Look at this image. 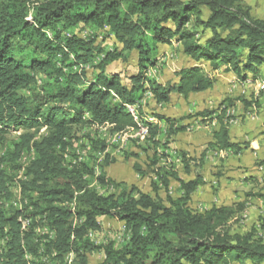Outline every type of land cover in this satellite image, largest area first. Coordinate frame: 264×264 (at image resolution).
<instances>
[{
  "label": "trees",
  "instance_id": "obj_1",
  "mask_svg": "<svg viewBox=\"0 0 264 264\" xmlns=\"http://www.w3.org/2000/svg\"><path fill=\"white\" fill-rule=\"evenodd\" d=\"M79 26L80 33L90 28L95 32L83 37L70 33ZM108 37L116 45L110 51L103 48ZM173 42L192 64L175 72L174 83L147 79L159 47ZM132 53L137 71L123 84L120 74L107 72V67L127 61ZM202 64L242 82H264V20L254 18L239 0H0V137L26 131L15 148L36 157L21 183L30 201L20 209L2 203L9 201V193L0 162V237L7 240L0 264H43L37 260L43 257L41 249L46 255L55 253L58 264H89L94 253L105 257L101 264H264V238L234 227L248 198L264 203V183L231 206L213 205L204 212L190 207L193 193L205 185L200 171L208 149L239 154L249 147L231 141L226 116L235 101L247 106L242 98L229 100L218 113L195 114L203 122L215 119L218 127L199 158L183 152L178 156L183 174L193 175L187 181L172 164H159L170 158L168 142L158 139L159 126L138 110V122L148 127L153 149L147 172L155 177V197L106 179L105 169L114 162L108 155L97 180L117 191L100 195L88 180H95L98 158L88 155L81 162L74 153L82 145L75 142V129L83 131L89 153L96 155L107 149L106 137L98 133L103 128L111 135L137 129L126 107L146 93L164 105L172 94L187 98L211 90L215 80L203 72ZM150 118L168 124L167 139L186 130L159 114ZM89 128L97 130V137L85 133ZM40 129L47 135L35 140ZM133 169L140 177L147 174L138 164ZM172 182L179 185L176 198L170 195ZM93 187L100 190L98 184ZM102 218L124 224L129 236L121 247L91 241L89 234L101 230ZM43 227L53 233L52 239L38 237ZM69 254L74 255L71 263L66 261Z\"/></svg>",
  "mask_w": 264,
  "mask_h": 264
},
{
  "label": "rangeland",
  "instance_id": "obj_2",
  "mask_svg": "<svg viewBox=\"0 0 264 264\" xmlns=\"http://www.w3.org/2000/svg\"><path fill=\"white\" fill-rule=\"evenodd\" d=\"M42 1L43 0H30V2L32 3H40ZM239 1L242 4H245L246 6L251 8V15L254 18L264 20V0H239ZM80 28L81 26H79L78 28L77 27L73 28L70 30V33L83 37L85 35L92 34L93 32H95L94 29L90 28V29H85V31L80 33L79 32ZM98 40H101V39H98ZM115 46L116 45L112 37L106 38L105 42L103 43V48L105 50L114 49ZM132 54L133 55L127 61H115L107 68L109 72L121 73L120 77L122 79L123 84H128V78L137 71L136 55L135 53H132ZM159 54H166V57L163 60H160V59L158 60L157 58L156 60L157 64L154 66V68L152 67V69L148 70V73L147 75H145V77L149 80H153L161 84H168L173 81L176 82L177 79L174 78L173 76L175 72L179 71L181 68L187 67L190 64H192V62H189L187 59H184L180 55L181 54L180 51H172V49H169L167 47L160 46ZM159 57H162V56H159ZM98 58L99 57H96L95 60H98ZM199 66L201 67L204 73L208 75L213 73L210 71L207 64H202ZM219 72H222V70ZM88 74H92V71L88 70ZM250 82H252V80L248 79L245 84H249ZM257 85L256 87L258 91H260L259 93L264 95V86H261L262 82L257 83ZM246 90L248 91L249 88H246ZM242 91H245V90L243 89L242 85L239 83L236 76H234L231 73L222 72L220 73V78L218 79V82L215 84V92L217 94L218 99L210 105L205 104L204 105L205 107L202 110L200 109L197 111H189V113L190 112L191 113L188 114L187 117L193 118L195 117V114L201 111H213V112L218 113L219 109H223L229 105L228 103L229 100L238 98V96L243 99L245 95L242 94ZM251 93H254V91H252ZM22 94H26V92H22ZM142 102L143 104L139 111L142 114L143 119L148 117V119L150 120L151 115L154 114L153 112L162 113L160 109L161 108L160 105L156 104L152 98H147L146 100L143 98ZM229 109L226 111V116L230 117L229 124H231L233 123L234 118L237 119L239 117L234 115V113L231 111V108ZM230 121L232 122L230 123ZM151 124H154V123H151ZM216 127H217V124L216 126H214V128ZM130 130L120 135L121 137L120 138L119 135H116V134L111 135L108 130L103 128L98 133L99 135L102 134L104 137H106L107 143L105 142V144L107 146V149L105 153L96 155L95 153H92V152L91 154L89 153L90 150H88L86 146L87 138L85 137L83 131L81 129H75L76 131L74 134L75 142L82 144L80 145V147L79 145L75 144L77 148H81L79 149L80 151L77 149L74 150V153L77 155V157L86 158V156L92 155L95 158L96 157L98 158L96 161V164L99 165V167L95 168V172H96L95 181L98 184V187L100 188V190H97V188L93 187V186H97V184H94L93 186L91 185L90 187L95 189L102 196H108L117 191V189L114 188L113 184H112V187L111 185L107 187H102L97 180L98 176L100 175V164L102 163L104 156L108 155L109 156L108 158L113 160L114 162L105 169L106 179L111 180L115 183H122L128 188H132V187L136 188L142 194L155 197V193L153 192V188H152V181L155 180V177L152 175V173L147 172L148 166H151L150 158L152 157L153 149L151 147V144L147 140V137H145L144 139L139 136L137 137L136 132L133 133ZM165 131H167V129H165ZM96 132L97 130L94 128H89L87 131H85L86 134H93L94 137H97L98 135L96 134ZM25 133L26 131L12 132L9 135L0 137V162L2 164L1 168L5 174V179L7 182L8 193H9V201L7 203L4 201L3 205L8 207L10 203L11 205L16 206L18 209L22 205L27 204L28 202L27 200L30 201V197L28 196V193L22 192L21 182H24L26 180L25 169L28 166H30V164L36 158L35 154L33 152H30L29 150L23 149L21 150V152H19L18 148H15V145L19 144V140L21 138L20 136H23ZM46 135H47V131L45 129H40L38 132H36L35 140H41V138H43ZM165 136L166 134L160 135L158 139L161 142H165V141L168 142L166 143V145L168 144L167 150H168V154H170L169 155L170 158L167 160L162 159L159 164L160 165L165 164V163L172 164L175 167V169H177L179 176L183 177L184 180L188 179V177L185 176L182 172V169L180 167V162L176 161V155L174 154L171 155V152L173 151L171 150V145H170L171 141L165 138ZM72 144L74 143L72 142ZM161 144H164V143H161ZM161 151L164 152L166 150L163 151V149L161 148ZM130 154H133L135 156H129ZM164 154L166 155V153ZM78 155H81L83 157L78 156ZM125 156H129L130 158H126ZM134 164H138L141 167V169L147 174L144 177H140L133 169ZM210 173L212 174V171ZM218 174L220 173L218 172ZM218 174L215 176L218 177L219 176ZM88 180H90L91 182V179H88ZM111 188L114 190L113 192H110ZM209 188L214 190L213 189L214 187L212 186ZM179 191H180L179 185L175 182H172L170 186V195L176 198L179 195ZM158 193H159L158 195L161 198H164L165 194L163 193L162 190H160ZM35 197H36L35 195L32 196V198H35ZM195 204L196 205H195L194 211H197L198 207L196 206L197 204H199V202ZM191 206L194 207L193 205ZM255 208L256 210L258 209L257 212L258 214H260L259 212L261 209L259 205L255 206ZM31 210H32V207L31 206L28 207V211H31ZM250 211L248 210V208H246V211L236 219L237 222L235 223L234 227L244 232L254 230L257 237L264 238V226H263L264 218H260L259 220H257V222H255L256 218L255 216L250 215ZM99 223L101 225V230L98 232H91L89 234L91 241H93L95 244L104 245L109 242H113L115 247L119 248L126 240H128L129 233L127 232L123 223L118 222L116 220L114 221L109 218L99 219ZM46 234L48 236H51V232H49L47 228L43 227L39 229L38 237H40L41 240H45L44 237L47 236ZM6 242L7 240L5 238L0 237V256H2L4 253ZM41 252L44 253L42 249L39 251V253ZM53 254L48 255V257L50 256L49 264L60 263L59 261L53 259ZM38 259H40V257ZM104 259L105 257L102 254L94 253L89 258V264H101L104 261ZM66 261L68 263H71L72 261H74V255L69 254L67 256Z\"/></svg>",
  "mask_w": 264,
  "mask_h": 264
},
{
  "label": "crops",
  "instance_id": "obj_3",
  "mask_svg": "<svg viewBox=\"0 0 264 264\" xmlns=\"http://www.w3.org/2000/svg\"><path fill=\"white\" fill-rule=\"evenodd\" d=\"M162 47H167L172 49V51H180V55L186 59L181 52L179 44L173 42L171 45ZM132 55L133 54H131L130 57ZM165 57L166 54H158L157 58L158 60H163ZM107 72L109 71L107 70ZM220 73L222 72L217 71L209 75L215 80L211 90L203 93L190 94L187 98L178 94H172L173 96H171L169 103L160 105L162 113L153 112L154 114H159L169 119L171 121L170 125H174L175 128L178 126L186 128L185 131L175 133L169 138V141H171V150H173L171 155H176L177 162L179 161L178 156L182 152L186 153L191 158H199L208 149V144L211 143L212 133L218 127L217 125V127L214 128L217 124L216 120L213 119L203 122L200 118H191L187 117V115L191 113H189V111L202 110L205 104L210 105L218 99L215 92V84L220 78ZM246 81H239V83L245 90L242 91V94L245 95L243 100L247 101L245 103L247 106L245 107L240 101L234 102L231 111L239 118H234L233 123L229 125V136L232 142L247 143L249 147L239 154H234L231 151L218 152L208 149L205 155L204 167L200 171V174L204 178L205 185L200 186L191 196L190 207L193 210H195V203L199 202L196 206L198 207L196 212H204L213 205L231 206L232 204L243 202L245 201V194L257 192L263 187L264 95L259 93L260 91L257 89L258 81H255V83L250 82V85L245 84ZM174 82L175 81L171 83ZM261 86H264V82H262ZM246 88H249V90L247 91ZM252 91H254V93H251ZM238 98L240 97L238 96ZM216 115L217 114H214L212 117L214 118ZM153 119L154 125L159 126L161 129V135L166 134L165 129H168V124L164 121L159 122L156 118ZM211 171L212 174L210 173ZM218 172L220 174H218ZM217 174L219 175L218 177L215 176ZM187 177L188 179L184 180V178L180 176L184 181L193 179V175ZM211 186L214 187V190L209 188ZM257 205H259L261 209L259 212L260 214L257 212L258 209L256 210L255 208ZM246 208H248L249 211L251 210L250 215L255 216V222L260 218H264V203L261 200L248 198Z\"/></svg>",
  "mask_w": 264,
  "mask_h": 264
},
{
  "label": "bare ground",
  "instance_id": "obj_4",
  "mask_svg": "<svg viewBox=\"0 0 264 264\" xmlns=\"http://www.w3.org/2000/svg\"><path fill=\"white\" fill-rule=\"evenodd\" d=\"M88 66H90V65H88ZM83 68V67H82ZM154 68V67H153ZM73 69V68H72ZM152 69V68H151ZM75 71H78V70H75ZM155 72V71H154ZM151 73V72H150ZM152 74V73H151ZM150 74V75H151ZM148 77H150V76H148ZM150 78H152V77H150ZM146 96L147 97H152V95L150 94V93H146ZM142 101H140L139 103H137V104H135V105H129V106H127L126 108H127V110H128V112L133 116V118L135 119V121L136 122H138V119H137V112H138V110L141 108V106H142ZM149 120V119H148ZM148 122H150V123H154V119L153 118H150V120L148 121ZM232 121H230V123H231ZM143 128H146L145 129V135L144 134H142V129ZM127 131H129V130H127ZM130 131H134V132H136V135H137V137L139 136V137H141V138H145V137H147L148 136V127H146L145 125H142L141 123H139L138 122V128L137 129H131ZM133 132V133H134ZM132 133V134H133ZM123 134V133H122ZM122 134H116V135H119V137H120V135H122ZM116 137V136H115ZM136 137V138H137ZM121 138V137H120ZM142 139V140H143ZM117 140V139H116ZM123 141V140H122ZM117 142V141H116ZM80 151V150H79ZM81 153V152H80ZM79 154V153H78ZM82 155V154H81ZM81 155H78V156H81ZM86 156V155H85ZM81 157H83V156H81ZM77 158V157H76ZM78 160V159H77ZM79 160L82 162V161H84V158H79ZM78 163V162H77ZM96 168H97V166H96ZM96 174V172L94 173V175ZM15 188V187H14ZM7 203V202H6ZM25 225H27L28 224V222H25L24 223ZM52 233H51V236H49L50 238L52 237ZM46 238V237H45ZM52 239V238H51ZM45 253V252H44ZM53 254V253H52ZM48 255H50V254H48ZM55 256V254H53V257ZM50 257V256H49ZM48 259V258H47ZM47 259H45L44 260V263H48V260ZM49 263H50V261H49Z\"/></svg>",
  "mask_w": 264,
  "mask_h": 264
},
{
  "label": "clouds",
  "instance_id": "obj_5",
  "mask_svg": "<svg viewBox=\"0 0 264 264\" xmlns=\"http://www.w3.org/2000/svg\"><path fill=\"white\" fill-rule=\"evenodd\" d=\"M90 70H91V69H90ZM28 167H29V166H28ZM28 167H27V168H28ZM27 168L25 169V176H26V173H27ZM27 179H28V178H27V176H26V180H25L24 182H26ZM21 183H22V182H21ZM2 203H4V200H2ZM9 205H11V204L9 203ZM11 206H12V207H16V206H13V205H11ZM71 206H73V205L71 204ZM5 207H7V206H5ZM16 208H17V207H16ZM20 208H21V207H20ZM20 208H19V209H20ZM25 222H28V221H25ZM25 222H24V223H25ZM24 223H23V225L25 226ZM48 231H49V230H48ZM49 232H50V231H49ZM37 233H39V230L37 231ZM46 235H47V234H46ZM46 237L49 238L48 235H47ZM41 253L43 254V257H40V259H38V262H41V263H43V264H49L50 258L48 257V255H46V254L44 255L43 252H41ZM52 253H53V252H52ZM52 253H51V255H52ZM54 254H55V253H54ZM45 257L48 258V259H47V260H48V263H44V258H45ZM54 257H55V256H54ZM54 257H53V258H54Z\"/></svg>",
  "mask_w": 264,
  "mask_h": 264
},
{
  "label": "built area",
  "instance_id": "obj_6",
  "mask_svg": "<svg viewBox=\"0 0 264 264\" xmlns=\"http://www.w3.org/2000/svg\"><path fill=\"white\" fill-rule=\"evenodd\" d=\"M86 68H87L88 70H90V66H86ZM247 85H250V84H247ZM147 98H152V97H147L146 94H145L144 99L146 100ZM141 101H142V100H141ZM142 103H143V102H142ZM145 129H146V128H143V129H142V134H144V135H145ZM133 132H134V131H133ZM94 184H96V181H95V180H92V181H91V185H94ZM91 185H90V186H91ZM45 259H47V257H45Z\"/></svg>",
  "mask_w": 264,
  "mask_h": 264
}]
</instances>
